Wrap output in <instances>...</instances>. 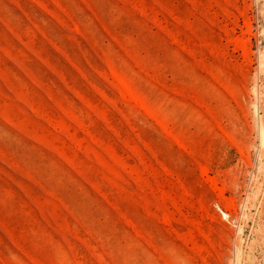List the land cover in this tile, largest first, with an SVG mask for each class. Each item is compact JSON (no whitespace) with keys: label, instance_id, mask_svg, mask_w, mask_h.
I'll list each match as a JSON object with an SVG mask.
<instances>
[{"label":"rangeland","instance_id":"374dc122","mask_svg":"<svg viewBox=\"0 0 264 264\" xmlns=\"http://www.w3.org/2000/svg\"><path fill=\"white\" fill-rule=\"evenodd\" d=\"M0 264H264V0H0Z\"/></svg>","mask_w":264,"mask_h":264}]
</instances>
